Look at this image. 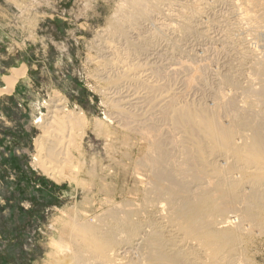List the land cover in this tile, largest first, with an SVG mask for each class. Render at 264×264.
<instances>
[{"label":"rangeland","instance_id":"1","mask_svg":"<svg viewBox=\"0 0 264 264\" xmlns=\"http://www.w3.org/2000/svg\"><path fill=\"white\" fill-rule=\"evenodd\" d=\"M255 1L257 3L253 2L252 5L249 4V6L244 0H204L205 3L202 0H148L149 5L154 6V9L158 10L160 17L158 18L160 20L152 16L147 20L143 19V21L139 20L137 22L132 20L125 23L126 21H121L120 15H122L123 8L126 7L128 0H0V89L5 88L6 82L11 81L16 74L18 75L13 88L5 90L0 94V264H51L55 258L57 259L61 256L63 258L61 259L63 261H61L62 264H73L71 263L70 254L71 256L72 254L74 255V252L79 249L80 245L77 243L79 241H76L74 246L75 240H69V238L65 237L67 231L63 230V228L69 224L68 222L72 219L76 220L79 216V218L84 217L85 222H90L91 225L97 227V234L100 235H97L96 239L105 241L109 228L111 229L113 224L117 223L109 214L110 212H116L119 219L129 208L130 210L132 208V210H134L137 208L136 206H139V208L143 207L142 195L145 189H148L147 182L150 174L141 160L143 159L142 156L144 152H146V148L150 145L146 140H143V136L141 135H143L145 131L143 132V128H140L138 123H141V121L145 119L152 122L156 120V114L147 106V103L143 104L144 107L142 104L140 106L136 105L135 107H129V105H121V103L118 102V104H120L119 107L122 108L126 114L129 113L128 115H130V113L134 112L133 115L135 117L139 115L138 117L140 118L132 117L134 118L131 121L132 123L130 122L128 124L126 119H121V116L120 120L117 119L116 116L114 117V115H117V108L112 107H114V104L118 105L116 104L118 99L114 98L113 95L107 94L110 85H108L109 83L105 75L108 72L107 70L102 71L105 69L104 63L107 61L106 59L109 58L105 51V46L112 47L114 50L121 53L119 54L116 51L119 57H123V60L128 58L126 61L129 62L130 60L131 64H140L139 66L141 67L143 65L144 68L148 69V73H150L148 75L152 82L156 84L161 83L160 85L162 87L165 85L164 89L166 88L167 90L165 89V91L161 88L163 93L166 92L167 94L169 91L168 94L174 95L176 93L175 95H179L177 97H181L179 99L176 97V99H178V101H176L177 103L180 102L181 99L180 105H184L185 103L187 106L191 108L194 107L195 109L200 105L198 109L205 107L208 110H212L215 108L217 94H220L226 102L230 98L238 110L244 111L251 106H255L253 112L259 114V117L262 115L264 96L260 99L257 98V101L256 97L250 95L248 92L246 93L248 87L254 91L260 89L261 83L260 79L255 74V63L264 56V36L260 34L261 30H264V12H262L264 11V6L263 0H260L261 2L259 0ZM258 3H260L263 8H260L261 5ZM192 5L200 7L197 8L195 6L197 8L196 13L191 12V9H195ZM120 6L123 8H119ZM233 7H235V9ZM183 8L184 12L182 13L181 11H183ZM239 10H241V12ZM260 11L262 12L261 14ZM187 12L191 14L189 13V15ZM244 12L247 13L246 18L248 19L246 20L243 18L244 15H246ZM175 14H177V16ZM219 14H221V16ZM238 15L241 20L237 18ZM187 16L193 17L189 18ZM182 17L184 20L181 19ZM237 19L243 23L241 24ZM184 21L188 24V31L186 32L181 28L182 22ZM248 21H250V23ZM164 23H166L165 26H162ZM118 26H122L121 31ZM163 27L166 30H164ZM246 27L248 28L247 31ZM255 27L257 29L260 28L259 33L253 31ZM123 30L126 35H121ZM251 32L253 34H251ZM138 40H140L139 43ZM151 42L153 44H151ZM130 43H134V47H131ZM124 54L127 55H125L127 58ZM256 57L258 61L254 60ZM208 58H211V61H209L210 59ZM184 63L185 65L187 64L188 68L195 67L196 64L200 67L203 66L202 68L196 66L199 70L202 69L199 72L201 78H198V80L197 77L192 79L193 75H191L188 70L186 71L183 69L182 71H184V74L178 69L180 68V64L183 66ZM102 65L103 67H101ZM154 67L155 70L152 69ZM171 68H173V70ZM250 68H255V71ZM152 74L153 76H151ZM108 75L109 74L106 76ZM244 75L250 76L244 79ZM226 76L235 81L233 86L223 83V79ZM158 77L162 78L158 79ZM187 77H190V79L185 80ZM251 77L253 78L251 79ZM237 79L240 80L238 81ZM242 79H244V81ZM104 80H107V82ZM189 80L194 82L191 86L192 89H189V92H187L185 91V85L186 81ZM167 82L169 84H167ZM239 82H241V84ZM257 83L260 85L255 86ZM221 85L225 88H222ZM251 85L255 89L251 87ZM218 90L222 92L220 91V93H218ZM247 96H249V99H247ZM112 100L114 102L117 101L112 103ZM244 100L246 101L244 102ZM248 100H250V102ZM110 103L112 104L110 105ZM55 104H57L58 107H56ZM138 106L142 108L140 109ZM54 107L59 111L62 109L58 116L63 120H66L63 118L65 116H71L72 119H78L80 117L82 120L83 118L82 121L80 119L77 120H80L79 123H81V127H71L70 120H66L70 122H68L69 125L64 128V131L59 129L57 125L56 128L54 126L53 131L56 130L55 132L57 133L54 134L58 138L65 136L70 143L73 141L76 144V149L79 147L78 152L76 149H72V152H74L73 160H71L73 161L71 164L72 167H70L72 169L67 167H63V169L59 164L55 162L52 163L53 165L50 169L54 168L53 170L55 173L59 172L58 174L60 175L59 177V175L56 174L58 176L56 180L46 177L34 160V158L37 157L35 141L42 135V124L46 119L52 116L50 112L54 110ZM145 107L147 110H145ZM142 109H144L145 112H143ZM148 112L154 113V117ZM141 113H143L144 117ZM80 114L82 116H79ZM225 114L226 113H220L219 120L221 124L227 126L230 121L229 117L232 115L226 114V117ZM151 118L152 121H150ZM99 123H101V126L98 125ZM129 125L135 128H132V126L130 128L127 127ZM161 126L162 130L160 128L158 131ZM68 127H70L69 133L66 131ZM136 127L137 130H140L139 132L143 133L140 134L137 132ZM154 127V129L157 128L155 131L163 133H159L160 135L155 131L154 133L153 127L151 129L149 128L151 131L149 132L158 135V137L162 136L159 138L162 140L163 144H165L164 148L166 152L168 153V151H170L169 154L171 155H169V157L175 159L173 162L185 164L186 158L179 154L178 149L173 147L169 142L172 138H179L176 137L177 134H174L169 125L166 124H161L159 126V123H156ZM71 128H73V132ZM57 129L61 130L62 135H59L61 132L58 134ZM239 131V133L243 135L239 134L238 137L246 135L245 137L248 139L251 135L250 131H247V129H241ZM64 132L66 135L63 134ZM248 133L250 134L248 135ZM111 134L113 135L110 136ZM75 136H79L80 141ZM238 142L239 144L242 143L240 141ZM168 146H170L171 149L175 148V150H171L170 147L168 149ZM118 148L120 150H118ZM44 152L45 151H41L39 156L42 157L45 154ZM40 157H38L39 162L41 160ZM228 160L231 161V159L224 161H222V159L219 161H209L218 162L217 165L219 168L223 167V171L221 169L223 174L226 173V175L231 176L229 180L235 179L234 181H236L242 176L241 182L244 183L241 184L240 181H236L239 183L238 192L241 190V192L250 193L252 187L251 184L249 182L246 183V181H251L257 174H253L254 172H251L249 169L248 171L233 170L231 172L232 169L229 168V164H232L233 160L231 161L232 163ZM44 161L47 163L46 160ZM170 161L172 162V160ZM193 161L196 164L199 160ZM224 166L226 168L228 167L227 169H229V171L227 169L224 170ZM78 167L80 169L76 172ZM182 167L184 168V166ZM62 170L66 172L67 175L63 173ZM263 170L264 166L261 167V172L259 173H262ZM233 172L236 175H234ZM204 173L206 176H212L211 172H208V170L204 171ZM133 175L145 181L139 182L140 179L135 177L138 181L135 180ZM186 179L187 181L185 180L186 182H184L189 185V183H191L190 173ZM260 183H258L259 187L257 188H259V190H264V182L263 184L261 183L262 186H260ZM245 184L248 187L245 186ZM239 185L240 187L243 186V188H240ZM189 188L193 191L196 190L194 184L193 186L190 184ZM137 192L139 195L135 194L134 196V193ZM104 204L107 205L105 206ZM128 204H130L129 206L131 207H128ZM242 205L241 203V206ZM238 208H240V211L243 209H241L240 205H237L236 211L234 209L233 214L232 212L231 214L227 213L230 215H228V218H231L230 222H228L229 219H226L227 214L218 220L220 222L217 221L215 228L221 232H226L227 238L230 239L227 243L228 248L224 249V252L221 251V253H219L222 257L227 258V261L230 259V264H232L233 261L236 262L235 264H264V224L258 228L254 225L250 226L246 222L243 223ZM260 210L263 209L257 207L253 211L259 212ZM256 214L259 215V219L263 220L264 213L262 214V212H259ZM88 218L90 219L88 220ZM231 220L234 225L231 224ZM238 222L240 223L239 226H241L242 223H246V225L244 226L242 224L243 227L241 226L240 229ZM234 226L235 229L233 228ZM237 226L240 230H236L238 229ZM244 228H247L246 230L248 232L243 230ZM250 229H254L253 231L255 233L251 232ZM241 230L248 234L250 232V234H242L243 231L241 232ZM63 237L66 240L64 243L60 242ZM61 246L64 249H61ZM193 248H187L188 253L191 251V256L193 258H195V256L198 258L199 256L198 259L205 261L203 258L205 257L207 259L205 264H211L208 260H213V257L210 255V253L213 254V252L209 251V253L208 250L205 252L206 248H199L201 251L198 248H195V250ZM196 249L199 250V252ZM61 250L63 251L62 254L60 253ZM207 253H209L210 257L207 256ZM64 255H68L67 258ZM140 261L139 263L146 264L144 260L140 259Z\"/></svg>","mask_w":264,"mask_h":264},{"label":"bare ground","instance_id":"2","mask_svg":"<svg viewBox=\"0 0 264 264\" xmlns=\"http://www.w3.org/2000/svg\"><path fill=\"white\" fill-rule=\"evenodd\" d=\"M198 1H201V0H198ZM202 1L204 2V0H202ZM244 1L246 4L248 3L247 5H249V4L252 5L253 2L254 3L256 2L255 0H244ZM171 2H173V1H171ZM203 2H198V3H203ZM262 2H263V6H264V0ZM126 4L127 5L125 8H123L122 6L119 7V8H121V7L123 8L122 15L118 14L121 16L120 17L121 21L122 20L124 22L126 21L125 23H127L128 21H132V20L136 21V22L139 20L143 21V19L147 20V19H149V17L151 18L152 16L154 18H157V19L160 18L158 10L157 9L155 10L154 6L149 5L148 0H128V2ZM163 4H162V6H163ZM258 4H260V3H258ZM192 6H194V5H192ZM195 6L197 7V5H195ZM249 6H248V8H249ZM263 6L261 5L260 8H263ZM196 7H195L196 10L193 8V9H191V12L196 13L197 8H200V7H197V8ZM233 8L235 9V7H233ZM217 9H218V7H217ZM242 9H244V8H242ZM201 10H203V9H201ZM201 10H200V12H201ZM258 10H259V8H258ZM239 11L241 12V10H239ZM248 11H249V9H248ZM181 12L182 13L184 12V8H183V11H181ZM262 12H264V11H262ZM262 12L260 11V14ZM185 13H186V11H185ZM244 13H246V12H244ZM175 15L177 16V14H175ZM219 15L221 16V14H219ZM238 16H237V18L240 19V16L239 17ZM246 16H247V13H246V15H244V17L242 16L244 18V20L248 19V18H246ZM248 16L250 17L249 14H248ZM187 17H189V16H187ZM190 17H193V16H190ZM181 19H183V17ZM210 19H211V17H210ZM239 19H237V20H239ZM186 20H188V19H186ZM248 22L250 23V21H248ZM188 23H190V22H188ZM242 23L243 22H241V24ZM257 23H259V22H257ZM118 24H119V22H118ZM131 24H134V23H131ZM165 24L166 23H164V25H162V26H165ZM194 25H196V24H194ZM249 25H251V24H249ZM118 27L120 28V31H121L122 26L121 27L118 26ZM259 27H261V26H259ZM181 28L184 32L188 31V24L185 21L182 22ZM160 29H161V27H160ZM169 29H171V28H169ZM247 29L248 28L246 27V31H247ZM259 29L260 28L257 29L255 27V30L253 29V31L259 33ZM164 30H166V29L164 28ZM177 30H175V31H177ZM205 31H206V29H205ZM171 32H172V30H171ZM202 33H203V29H202ZM251 34H253V33L251 32ZM260 34L264 36V30H261ZM121 35H126L124 33V30L122 31ZM227 38H225V39H227ZM137 39H139V38H137ZM117 40H119V39H117ZM139 41L140 40H138V43H139ZM229 41H227V42H229ZM152 42H151V44H153ZM134 43L133 44L130 43V46L134 47ZM154 44H156V43H154ZM232 44H235V43H232ZM255 44H257V43H255ZM139 45L142 46L141 44H139ZM177 45H178V43H177ZM135 47H137V46H135ZM238 48H240V47H238ZM140 49H141V47H140ZM144 50H146V49H144ZM172 50H173V48H172ZM230 50H231V48H230ZM101 51H102V49H101ZM105 51L108 54L109 58L106 59L107 61L104 63L105 69L102 71L107 70V72H108L107 74H109L108 76H110V77H108V76H106L107 74L105 75V77L109 83L108 85H110V87L108 86L109 88L107 90V94L113 95L114 98L118 99V101L116 100L117 102L115 101L116 104H118V102H120L121 105H129V107H131V106L135 107L136 105L140 106L141 104L143 106V104L147 103V106H149V108L156 114V117H155L156 120L152 121V118H151L150 121H152V122H149V120L145 119L144 121L142 120L141 123L139 122L140 124L138 123L139 127L143 128V132L145 131V133L143 135H141V136H143V140H146L148 142V144L150 145L148 148H146V152H144V155L142 156L143 159L141 158L142 164L148 170L150 177H148V182H147L148 183V189L147 190L145 189L144 194L142 195L143 207L139 208V206L135 205L137 208H135L134 210H132L133 208L131 210H130V208L129 209L127 208L128 211L124 212L123 215L121 216V218H119V219H118V214L111 210L112 212H110L109 214L112 216L113 220L117 221V223L116 224L114 223L113 226L111 225L112 227H111V229L109 228L105 241H100L99 238H98L99 240L96 239V236L98 235L97 234V231H98L97 227L95 225H91L90 222H89L90 224L85 222L84 217L79 218L80 217L79 216L78 217L79 219L78 218H76V220L72 219L70 222H68L69 224L63 228V230L67 231V235L65 237L69 238V240H75L74 246H75L76 241H79L77 243H79V245H80V246L78 245L79 249L74 252V255L72 254V256H71V254H70L71 261H72L71 263H73V264H141V263H139V262H141L140 261V259H141V260H144V262L146 264H205V262H207V259L205 257L202 256L205 259V261H201L200 259H198L199 256H198V258H196V256L194 255L196 259L193 258L191 256L192 255L191 251H189L190 253H188L187 248L195 247L198 249L199 248H202V249L206 248L205 252L207 250H208V252L209 251L213 252V254L209 252L210 255L213 257V260L212 259H211V261H210V259L208 260V262H211V264H230V262H231L230 259H229V261H227V258L222 257L220 254L221 251L224 252L225 251L224 249L228 248L227 243H228V240H230V239L227 238L226 232H221L215 228V226L217 225V221L220 218H223V216L226 215L227 213L231 214V212H232V214H233L234 209L236 211L237 205H240L241 209L242 208L243 209H242V211H240V208H238V209L240 211L241 220L243 223L246 222L250 226L254 225L255 227L257 226L258 228L264 224V221H263L264 218H263V220H261V219H259L260 218L259 215L256 214L259 212H262V214L264 213V190H259V188H257V187H259L258 183L261 182L263 184V182H264V172H263L264 170L262 171V173H259V172H261V167L264 166V108H263V112H261L262 115L260 113L261 116L259 117L258 116L259 114H257V113L255 114L253 112L255 106H251V107L249 106L250 108L247 110H244L245 112L243 110H238L230 98L226 102L225 100H223L224 98H222V96H220V94H217V99H215V101H216L215 108L213 107L214 109H212V110H208L205 107L198 109V107H200V105H198V102H197L198 107H196L197 109H195L194 107H193L194 108L193 109V108L187 106L185 103H184V105L183 104L180 105L179 103L181 102V99H180V102H178V103L176 101H178V99L181 97H177L179 95H175L176 93L174 95L168 94L169 91L167 94H166V92L163 93L161 91V88L164 89L165 85H164V87H162L160 85L161 83L156 84V83L152 82L150 80L151 78L148 75V74H150V73H148V69L144 68L143 65H142V67H143L142 68L141 66H139L140 64L139 65L131 64L130 60H129L130 63L127 62L126 60L128 58L126 57L127 56L126 54H124V56L126 55L125 57L127 59L123 60V57L122 58L119 57V55H118L119 52L117 50H114V48H112V47L105 46ZM126 51H127V49H126ZM150 51L153 52L152 50H150ZM240 51L243 52L242 50H240ZM129 52H130V50H129ZM234 52H236V51H234ZM123 53H125V52H123ZM191 53H193V52H191ZM245 53H246V51H245ZM119 54H121V53H119ZM178 54H179V52H178ZM128 55H130V54H128ZM134 55H136V54H134ZM237 55H239V54H237ZM120 56H122V55H120ZM244 56H246V55H244ZM247 56H250V55H247ZM128 57H130V56H128ZM235 57H237V56H235ZM104 59H105V57H104ZM163 59H165V58H163ZM208 59H210L209 61H211V58H208ZM147 60H148V57H147ZM254 60L258 61L257 57ZM185 63L183 66H181V64H180V68H178V69H180L181 71L183 69L186 71L188 70L189 73L191 75H193L192 79H195L196 77H197V80H198V78L200 79L201 76H200L199 72L202 69L199 70L198 68H196V66H198V67H200V66L196 64L195 67L188 68L187 64L185 65ZM189 63H191V62H189ZM240 64H241V62H240ZM252 64H253V62H252ZM255 64H256L255 74H256V76H258V78L260 79V83H261V85L259 83H257V85H255V86L260 85V89H258V91H254L247 86L248 89H246V93L248 92L250 95L256 97V100H257V98L260 99L262 96H264V56L261 60H259ZM188 65H191V64H188ZM208 65H209V63H208ZM243 65H241V66L244 67ZM247 66H248V64H247ZM101 67H103V65ZM160 67H162V66H160ZM202 67H200V68H202ZM255 68H250V69H254V71H255ZM152 69L155 70V67ZM171 69L173 70V68H171ZM98 72H100V71H98ZM182 72L184 73V71H182ZM240 73H242V72H240ZM184 74H183V76H184ZM191 75H189V76H191ZM246 75H248V74H246ZM17 76L18 75L16 74V76L11 81L6 82V87L3 89H0V94L5 90H8V89L10 90V88L11 89L13 88L14 83L17 81V79H16ZM151 76H153V74ZM159 76H161V75H159ZM249 76L244 75L243 78L245 79V77L247 78ZM162 77H160V78H162ZM176 77H178V76H176ZM160 78L158 77V79H160ZM222 78H223V76H222ZM252 78L253 77H251V79ZM163 79H164V77H163ZM188 79H190V77L189 78L187 77V79L185 78V80H188ZM244 79H242V80L244 81ZM107 80H104V81L107 82ZM158 81H160V80H158ZM247 81H248V79H247ZM249 81H251V80H249ZM254 81H257V80H254ZM193 82L191 80L186 81V85H185L186 90L185 89L184 90L189 92V89H192L191 86H192ZM234 82L235 81L232 80L228 76H226L223 79V83H225V85L231 84L233 86ZM196 83H198V82H196ZM239 83L241 84V82H239ZM167 84H169V83L167 82ZM218 85H219V83H218ZM223 87L224 86H222V88ZM251 87H253V86L251 85ZM168 90H170V89H168ZM203 90H205V89H203ZM220 91L218 93H220ZM235 93H236V91H235ZM109 97H111V96H109ZM176 97L178 99H176ZM247 97H248L247 99H249V96H247ZM244 98H245V96H244ZM120 99H121V101H120ZM253 99H255V98H253ZM253 99H252V101H253ZM245 101L246 100H244V102ZM248 101L250 102V100H248ZM115 102L112 100V103H115ZM112 103H110V105ZM188 103H189V101H188ZM108 104H109V102H108ZM211 104H213V103H211ZM119 105L120 104H118V105L114 104V107H112V108H117V112H116L117 115H114V117L116 116V118L120 120V116H121V119L122 118H124L123 120L126 119L127 120L126 122L129 124L134 119L132 117H135L133 115L134 112H132V113H130V115H128L129 113L126 114V112L122 108H120ZM194 105H195V103H194ZM240 105H241V103H240ZM259 105H261V104H259ZM55 106L58 107L57 104H55ZM56 107H54V110H52L50 112L52 116H50V117L48 116L49 118L46 119V121H44L42 124V127H41L42 135L40 137H38V139L35 141V148H36V152H37V157L34 158V160L36 161L37 166L39 167L41 172L46 177H48L49 179H52V180H56L58 178V176L56 174L59 173V172L55 173V171L53 170L54 168L50 169L53 165L52 163L55 162L56 164H59L60 167L62 166V168L63 167H67V168L72 167L71 164L73 161H71V160H73V157H74V152H72V149L73 148H74V150L76 149V144L73 141H71V143H70V141L67 140L65 136L58 138L54 134V133H57V132H55L56 130L53 131L54 126L56 128V125H57L59 127V129H62L64 131V128H66V126L69 125L68 122H70V121H71V125H72L71 127H74V128L76 126H80V124H81V123H79V121L81 120L80 117L78 118V119H80L79 121H77L78 119H72L71 116L63 117L64 119L70 120V121H66V120L61 119V117H59L58 114H60L59 112L62 109H60V111H59L56 109ZM209 108H211V107H209ZM137 110H138V108H137ZM137 110H135V111H137ZM145 110H147L146 107H145ZM130 111H131V108H130ZM142 111L145 112L144 109H142ZM220 113H222V114L226 113V114L232 115L229 117L230 121H229V124L227 126H224L223 124L220 123V120H219V114ZM141 114L143 116V113H141ZM149 114L151 115L152 112ZM226 114H225V116L227 117ZM154 115H153V117H154ZM79 116H82V115L80 114ZM118 116H119V118H118ZM225 116H224V118H225ZM74 117H76V116H74ZM137 117H135V118H137ZM138 118H140V117H138ZM112 119H114V118H112ZM82 120H83V118H82ZM223 122H224V119H223ZM123 123H125V122H123ZM123 123H121V124L124 125ZM156 123H159V126L161 124L169 125L172 132H174V134H177L176 137H179V138H172L169 142L173 147L178 149L179 154H181L182 156H184L186 158L185 164H179L178 163L179 164L178 165L177 163L173 162L175 160L174 158L171 159V157H169V155H171V154H169L170 151H168V153L166 152V150L164 148L165 144H163L162 140L160 139L162 136H159L160 138L158 137V135L162 134L163 132L162 133L159 132L160 133L159 134L157 131H155L157 128L154 129L155 128L154 125L156 126ZM100 124L101 123H99L98 125H100ZM83 125H85V124H83ZM119 125H120V123H119ZM131 126L132 125H129L127 127L130 128ZM137 127H136V130H137ZM69 128L70 127H68V130H66V131H68V133L70 132ZM132 128H135V127L132 126ZM149 128L150 129L152 128L153 132L155 131L158 135H156V134L154 135L155 132L151 134L150 133L151 131ZM160 128L162 130V126L159 127L158 131L160 130ZM59 129H57L58 134L61 132V130H59ZM72 129L73 128H71V131H72ZM165 129H167V128H165ZM241 129H247V131H250L251 135L249 136L248 139L245 137L246 136L245 134H244L245 136H239L238 137L239 134H242V133H239L240 132L239 130H241ZM139 131L140 130H137V132H139ZM141 131H142V129H141ZM65 132L63 134H65ZM128 132H129V129H128ZM143 132H139V133L142 134ZM105 133H107V132H105ZM131 133H136V132H131ZM170 133H171V131H170ZM250 133H248V135ZM59 135H62V132ZM112 135L113 134H111L110 136H112ZM166 135H169V134H166ZM106 136H107V134H106ZM138 136H140V135L138 134ZM141 136H140V138H141ZM171 136H169V137H171ZM75 137H77V136H75ZM126 137H127V135H126ZM77 138L79 139V136ZM79 141H80V139H79ZM238 141H240L242 143L239 144ZM45 143H46V146H45ZM169 147L170 146H168V149H169ZM78 148L76 149L77 152L79 151ZM175 148H173V149L175 150ZM170 149H171V147H170ZM173 149H171V150H173ZM118 150H120V149L118 148ZM41 151H45L44 152L45 154L43 156L41 155L42 157L39 156L41 154ZM38 157H40V159L42 161L40 160V162H39ZM220 159H222V161L227 160V159H231V161L233 160V163L228 160L230 163H232V164H229V166H230L229 168L232 169L231 172L233 170H239V171L247 170L248 171V169H249V170H251V172H254L253 174H255V173L257 174L253 179L250 178L251 181L245 180L246 183L249 182L251 184L252 189L250 190L251 191L250 193H247V192L244 193V191L241 192V190L238 192V184L239 183H237V182L238 181L241 182L242 176H240V178L237 179L238 181L236 180L237 182L234 181L235 179L229 180V179H231V176L226 175L225 171H224L225 174H223V172H222L223 167L219 168V166L217 165L218 162H216V161H219ZM44 160H46L47 163H45ZM170 160H172L173 163ZM193 160H199V161H198V163L195 164V162ZM209 160H212V161L216 160L215 161L216 163L211 162ZM229 162H227V163H229ZM227 163H225V164H227ZM47 164L50 166H48ZM83 164H84V162H83ZM59 165H58V167H59ZM182 166H184V168ZM54 167L56 168V165ZM227 168L225 167L224 170ZM70 169H72V168H70ZM79 169L80 168L78 167L76 172H78ZM221 169H222V171H221ZM206 170H208V172H211V175L213 177L212 176H206L204 173V171H206ZM227 170L229 171V169H227ZM63 173H66V172L63 171ZM63 173H62V175H63ZM189 173L191 174V183H189V185L190 184H192V186H193V184L195 185L196 190H194V191L189 188V185L185 184V182L187 181L186 178H188ZM139 174H140V172H139ZM207 174H209V173H207ZM66 175H67V173H66ZM234 175H236V174L234 173ZM59 177H60V175H59ZM133 177H134V175H133ZM135 177L137 178L138 176H135ZM135 177H134L135 180L140 179V177H138L137 179ZM247 177H248V175H247ZM65 179H67V178H65ZM141 179L139 180V182L145 181V180H141ZM243 179H244V177H243ZM242 183H244V182H241V184ZM261 183H260V186H262ZM245 186H247V185L245 184ZM141 187H143V186H141ZM239 187H240V185H239ZM241 187L243 188V186H241ZM137 188H139V187H137ZM262 189H263V187H262ZM132 194H133V190H132ZM135 194L139 195L138 192L134 193V196H135ZM105 199H106V197H105ZM109 199H111V198H109ZM241 203L243 204L242 205L243 207L241 206ZM129 205L130 204H128V207H131ZM257 207H260L263 210H260L259 212H254L253 210ZM118 212H120V211H118ZM79 213H81V212H79ZM229 214H227L226 219H229L228 218L230 216ZM89 219L90 218H88V220ZM230 219L228 220V222H230ZM218 222H220V221H218ZM93 223H94V221H93ZM246 223L243 225L245 226ZM221 224H222V222H221ZM231 224L234 225L232 223V220H231ZM242 224H241V226H242ZM227 225H225V226H227ZM239 225H240V223L238 224V226ZM238 226H237V228H238ZM241 226H239L240 229H241ZM221 227H223V226H221ZM233 228L235 229V226ZM239 228L236 230H240ZM246 229L244 228L243 230H246ZM236 230H234V231H236ZM243 230H241V232ZM250 230H251V232H254L253 231L254 229L253 230L250 229ZM257 231H258V229H257ZM261 231H262V229H261ZM244 233H246V232L243 231L242 234H244ZM247 234L248 233H246L245 235H247ZM249 234H250V232H249ZM231 235H232V233H231ZM234 236H235V234H234ZM69 240H68V242H69ZM93 240H95V241H93ZM102 240H104V239H102ZM65 241L66 240L64 239V237L60 240V242H62V243H64ZM71 243H72V241H71ZM238 246H239V244H238ZM195 248H193V249L195 250ZM241 248H242V246H241ZM61 249H64V248L61 246ZM199 250H197V251L199 252ZM62 252L63 251L61 250L60 253L62 254ZM214 252H215V254H214ZM209 253H207V256H209ZM67 256H65V257L67 258ZM61 259H63L62 256L58 257L57 259L55 258V260H53L51 262V264H60L62 261ZM199 260H200V262H199ZM233 262H234V264L236 263L235 261H233ZM233 262H232V264H233ZM237 262H238V260H237Z\"/></svg>","mask_w":264,"mask_h":264}]
</instances>
